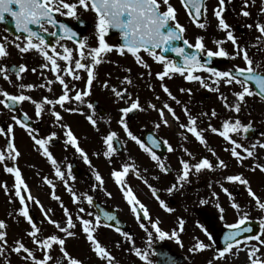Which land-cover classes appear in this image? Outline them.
<instances>
[{"label":"flooded vegetation","instance_id":"1","mask_svg":"<svg viewBox=\"0 0 264 264\" xmlns=\"http://www.w3.org/2000/svg\"><path fill=\"white\" fill-rule=\"evenodd\" d=\"M67 2H74V0H67ZM169 3L175 9L176 20L173 24L175 25L178 23L185 29L182 34L183 38L189 42V45L194 46L197 38L203 37L202 43L205 45L206 49L217 51L222 47L229 53V55L225 57H214L210 63H207V66L214 67L217 70H232L236 67L243 68L246 66L242 56L235 54L237 49L232 42L227 39V30H223L219 27L218 18L214 15L216 10H220L218 0H204V5L206 7H202L201 15L198 18L189 14L190 10L183 6V0H169ZM258 3L260 4L261 0H248L247 6L245 7L244 0H225L221 15L226 23L230 25V30L236 37L240 48L246 49L249 57L254 62L259 63L261 68H264V38L260 40L256 39L261 35L258 32L256 25L258 23L264 24V13L261 11L262 6L260 9L256 8ZM161 10H165L163 6ZM243 11H248L250 15L244 16L242 14ZM78 14L81 18L79 21L73 18L62 17L58 13L55 14L62 23H67L77 34V36L71 40L67 39L63 32L52 25H44V27L48 29L47 32H42L40 27L38 29V31H41V34L45 37V40L49 44L55 46L56 52L63 54L62 45L73 50V61L71 62L73 68L74 60L79 57L76 43L77 39H84L88 48L99 46L98 33L95 28L97 19L95 12L78 8ZM13 20L14 19L10 13H6L5 18L0 20V43L4 45L6 52V55L0 61V67L8 69V80L13 77L17 78L15 73H13L14 71L12 72L11 67L17 66L14 68L19 69L20 66L12 63L10 58L11 53L13 54L16 50H21L20 48H17L14 50L15 52H13V45L15 42L25 43V34L15 35L4 25L5 22L9 21L12 22V25H15ZM198 23H203L205 27L200 28ZM249 25H251V27H249ZM34 31H36V28ZM52 32H57V35L52 36ZM17 37H19V39H17ZM217 40L222 41V43L217 44ZM105 41L106 43L113 45V49L119 50L121 37L118 30H110L105 36ZM34 42L36 41L34 40ZM192 48L195 49L194 47ZM44 50L56 59L58 67L63 63L66 65L67 62L63 61L60 56H56L51 48H45ZM141 51L144 52L143 50ZM157 51L159 53L160 50ZM105 54L106 53L102 54V56ZM168 58L175 60L173 57ZM200 58L202 61H205L207 56L204 52H201ZM224 58L227 61H223ZM41 59V65L48 64L49 67L52 68L51 62L44 56L41 57ZM82 62L91 64V59L86 57V60ZM95 67L96 65L94 66L93 71L95 70ZM205 72L206 71L204 70H197L193 75H201ZM22 73H20V75ZM184 75L187 74L185 73ZM31 80V82L26 81L25 85L33 84L35 87L32 89L23 88L22 94L32 97L37 103H42L43 98L45 97L54 101L58 99L49 98L51 95H55V93H52L54 92V87L49 83V80H51L50 78L40 77V80L37 78ZM85 80V91L89 92V95L86 96L85 99L87 100L86 108L77 104L72 105L68 101L65 102L67 104H65L63 108L60 107L59 104L52 106L42 104V112L41 115L38 116L36 114L35 104L31 101H22L11 108L3 104L11 119L9 120V126H7L4 121L0 124V128L5 129V132L3 133L10 134L13 141L17 136L18 131L21 129L28 131L35 130L33 133L38 139L47 138L53 132L57 134V136L53 137L45 146L56 151L55 154L60 158L63 173L65 174V180H67V183L77 195V228H71L69 231L74 232L76 235L75 229H77L78 235L66 237V234L64 233H56L59 238H63L66 241L64 248L70 256L81 260L82 264H107L106 259L100 258L95 253L93 250L94 246L88 241L86 233L83 232L81 217L93 222L89 225L90 227H94L93 235L100 244L106 247L110 252L111 256L114 258V264H146L144 260L136 256V248H139L142 251H148L149 258L153 261V264H173V262L174 264H208L209 261H211V264H219L224 258H228L233 264V262L241 255L248 256V248L251 247V245L260 247L254 243L257 241L256 237H262L264 239V231L261 230V219H264L261 216V213L264 212L254 206L251 207V197H249L246 187L238 183L226 181V176L224 177L225 174L220 172L211 173L208 169L197 173L193 169L189 174L187 182H183L182 188L178 187V189L171 194L167 191L169 187L177 183L178 175L182 172L181 160L188 161L190 165L198 162H195L184 155L183 150L173 142L175 135L172 133H164L161 129L163 127L161 123L145 119L147 121V124H145V120L142 119L139 125H134L133 122L138 120L141 114V109L130 119L127 118L129 113L119 119H122L127 124L129 131H131L134 136L140 139L147 147H150L155 151L161 161H163L168 167V171H162L157 162L154 161L155 175H137L135 172H129L123 177V180L127 186L131 187L134 195L146 207L150 214V219H145L142 213L139 219L137 218V214L132 211V205H129L124 196V189L115 182L114 177L100 174L103 183L96 181L95 176L97 173L94 172L91 163L81 161V159L76 156V152L73 150L75 149V146L66 143L67 130L61 126L65 125L61 112L67 111L69 108H77L78 110L84 109L89 115L92 114L91 116L93 118H96L103 124H108L111 121L112 117L109 115L110 108L107 109L102 103L105 102V100L101 97H99V99L95 98V96H93L94 94L91 93L94 88L93 82L91 85H88L87 76ZM107 81L112 82L106 75L103 82ZM188 82L192 87H196L193 86V80L188 79ZM249 87L252 86L249 85ZM33 90L35 91L34 93ZM130 96L131 93L129 92L125 99L119 100L124 101ZM209 96L210 95L207 92H202L200 88L193 89L192 97L195 100L207 102ZM5 99L6 98L2 100ZM96 101L99 102L101 109L95 107ZM89 103L93 105V108L88 107ZM53 112L60 113L61 119L59 121L56 120ZM68 112L75 115V117L77 116L75 112ZM21 113H24L27 117V123L23 121ZM13 117L16 119L14 120ZM224 119L234 122L239 118H228V116L225 115ZM16 120H20L23 123H17ZM23 124H27L28 127H24ZM132 124L136 128L135 131L138 132L141 129L139 137L130 127ZM242 125H250L251 128V137L249 138L246 137V132H243V130L239 132L245 142L254 143L259 140L260 143L264 144L262 141V139H264V100L259 96H251V123ZM9 128H11L10 132L7 131ZM74 133L75 132H73V134ZM237 134L238 133H235L236 136ZM150 137H155L160 141L159 147L152 144ZM123 141L124 140L121 139L124 151L122 153L114 152L117 157H120V155L124 153L126 154L125 142ZM8 144H12L11 139L6 140V151L8 150ZM48 144L53 147V149ZM57 146L58 149H55L54 147ZM169 146H171V151H169ZM72 147L73 149H71ZM228 147L222 145V148L226 149ZM85 149L86 148L84 147V150ZM122 158L123 157L120 159L123 160ZM234 160L236 162L238 161V159ZM251 160L248 159L249 162H251ZM5 165L9 167H19V163L17 164L15 161L11 162V160L7 159L4 162H0V167L3 170L1 172L2 176L5 179H8L9 176H14L15 178V174L5 171ZM221 177L224 178L222 181L223 187L227 188L232 194L231 199L227 193H219V190L215 187V185L219 183L218 181H221ZM8 180L11 181V179ZM211 180L213 181L212 183H210ZM145 181H147V183H145ZM149 185H151L152 188H155L159 198L164 200L167 207L173 209V211L169 212L161 206L156 197L153 196L152 188H150ZM89 195L93 197L92 204L87 203L86 197ZM72 200L74 201L73 195ZM233 203L239 204L240 208L248 213L247 221H255L259 223V231L252 237L248 236L243 239H241L240 236L237 237L241 242L239 250L234 245L230 252L225 254L224 258L214 259V257L218 255V252L225 246L224 235L230 230L227 225L235 224L240 219L241 213L232 207ZM97 206L102 209V212L98 211ZM81 208L84 209V212H80ZM251 208L254 210L253 216H251ZM105 212L112 214L116 219L112 221L107 220L103 215ZM97 214L101 216L99 226L95 225V216ZM181 219L184 221L182 230L180 228ZM157 220L159 221L158 227L162 231L169 233V236L163 240L159 239L155 229L152 228V223ZM141 224H144L145 227L142 228L140 226ZM117 227L121 229L120 232L115 230ZM145 228L147 231H145ZM173 231L177 232L179 242L175 237L171 236ZM125 232L129 234L131 239L123 235ZM148 232L152 233L151 247H149ZM41 236V240L47 238L44 234ZM215 237L217 238V241L214 239ZM249 237H251V239H246ZM198 241L203 242L205 245H209V247L198 252L192 251ZM260 248L264 253V247ZM42 249L43 248L41 247V252ZM48 251H50L49 254L53 257L62 255L58 244H53V248ZM42 258L43 253L41 254V259ZM35 260L37 259L35 258ZM261 261H264V257ZM32 264H35V261H33ZM49 264H54V261L49 262ZM65 264H67V261H65Z\"/></svg>","mask_w":264,"mask_h":264},{"label":"snow or ice","instance_id":"2","mask_svg":"<svg viewBox=\"0 0 264 264\" xmlns=\"http://www.w3.org/2000/svg\"><path fill=\"white\" fill-rule=\"evenodd\" d=\"M245 7L247 6L248 0H244ZM225 4V0H218V5L220 10H216L214 15L218 18L219 27L223 30H227V39L232 42L234 47L237 49L236 55L242 56L243 60L245 61L246 66L243 68L236 67L233 70H217L214 67L207 66V62L202 61L200 58V53L204 52L208 58L212 57H225L228 56L229 53L225 51L224 48H219L217 51H213L211 49H206L205 45L202 43L203 37L197 38L195 45H189V47H194L196 51L188 52L184 48L179 46H173V42L176 40L183 39L182 33L185 29L180 26L178 23L175 25L173 22L176 20L175 16V9L169 3V0H74V2H67V0H0V20L5 18L6 13H10L14 19L15 27L18 32H22L25 35V46L21 47L20 44L16 46L21 49L23 52H28L29 50H37L42 53V55L51 62V67L53 71H60L56 59L53 58L52 55H49L45 48H51L53 53L56 56H60L63 61L67 62L66 67L63 69L69 76H72L74 80H79L81 77L79 74H74L75 70H84L87 73V84L91 85L94 79V66L101 63L102 54L108 53L112 51L113 45L106 43L105 36L110 30H118L119 35L121 37L122 42L119 45V52L124 54L125 51L127 53L132 54L136 61L142 64L144 67H148L146 63L141 59L139 53L141 50L146 52L149 56L153 57L157 62H164V71L158 73L160 79H163L169 72L179 73L181 75L187 74L186 78L193 81H198L202 84L205 88H210L211 85L206 83L204 79H202L199 75H193V73L197 70H204L209 73V79L214 80L215 83H219L222 79L225 84L231 85L233 83L239 84L242 90L238 93H235L237 97V103L234 105H229L227 103L226 98L221 97L225 101V106L234 110L235 112L240 111V102L245 100V96H253L257 95L262 100H264V68H261L259 63L254 62L248 55L246 49L240 48L236 37L234 36L233 32L230 30V25L226 23L225 19L222 17L221 13L223 11V5ZM15 6V7H14ZM162 6L165 10H161ZM183 6L186 9H189L190 15L198 18L201 15L202 7H206L204 5V0H183ZM78 8L82 10H92L96 14V23L95 28L98 33V45L97 47L88 48L84 39H77V51L79 53V57L74 60V68L71 66V62L73 61L72 56V49L67 48L66 46L63 47V54L56 52L55 46L49 44L45 37L41 34V31H34L31 25H37L41 28L42 32H47L48 29L44 27L45 24L52 25L57 27L61 32L64 33V36L71 40L77 36V34L72 30V28L67 23H62L60 19L55 15L58 13L62 17L73 18L76 20H80V16L78 14ZM261 11L264 12V6H262ZM242 14L244 16H249L250 13L248 11H243ZM200 28H204L205 25L203 23H198ZM251 27V25H249ZM256 28L258 32L261 34L256 39L260 40L264 38V24H257ZM52 36H56L57 32H52ZM64 38V37H62ZM19 39V37H17ZM34 40L36 42H34ZM185 44L189 42L187 40L183 41ZM217 44H221L222 41L217 40ZM171 50L172 52L177 53L180 57H182L181 62L177 63L175 60H171L168 57L163 55V52L166 50ZM157 50H160L159 53ZM6 55L5 47L2 43H0V57H4ZM87 58L91 59V64L87 62H82ZM42 67L47 68L49 67L48 64L42 65ZM27 70L26 65H20L18 71H16L15 75L17 78L20 77V73L25 72ZM35 72V69H32ZM130 71V69H129ZM0 74L4 75V78L8 79V74L6 68L0 67ZM56 80L62 85L63 94L58 97L57 100H52L48 98H43L42 103H37L32 97L19 94V95H10L7 91H3L2 95L5 97V100H0V104H5L7 107H12L22 101H31L35 104L36 114L39 116L42 112V104L47 105H55L59 104L60 107H64L65 102L71 99L79 101L80 103H84V97L89 95L88 91H76L74 97H70L68 95L70 89L68 85L65 83V80L60 76L57 75ZM125 82L131 84L132 81L129 77H125ZM51 83V82H49ZM251 85L252 87H249ZM19 88H29L32 89L35 86L33 84L24 85L20 83ZM163 90L168 93L169 96L173 100L176 98L171 95L169 89L166 86H163ZM218 91V88L215 89ZM181 91H188L189 94L191 93L190 89H181ZM124 92L126 93L127 90L125 89ZM116 96L122 97L121 91L115 92ZM123 98V97H122ZM10 102V103H8ZM89 108H93L91 103L88 104ZM155 108V105H152ZM140 104L137 101L133 102L130 107H126L121 109L122 113L125 115L132 112L133 110L139 109ZM167 109L168 112L176 119L179 120V117L176 116L175 111L167 104L164 105V108L159 109V114L161 118L164 117V110ZM70 112L78 111L77 108H69ZM184 112L188 118V124H180L182 129H186L188 133H192L195 138L201 143H206L205 137L202 135L203 130H198L197 128V118L189 112L188 108H184ZM53 115L56 117V120L59 121L61 119V115L59 112H53ZM207 115V114H205ZM217 113L212 111L211 116H216ZM88 120L95 126L96 121L93 119L91 115H89ZM15 120L16 118L13 117ZM17 123H23L20 120H16ZM123 124L127 135L131 137L132 140L136 141L140 147L147 153L151 155V159L156 161L160 169L164 172L168 171V167L166 164L161 161L160 157L157 156L155 151H153L150 147H146L145 144L137 139L131 131H128V126L126 123L121 121ZM163 123L168 125V121L163 119ZM24 127H28L27 124H23ZM63 128L67 129L66 136L67 144H71L75 146L77 152L81 153L83 159L86 162L88 160L87 154L84 152V149L79 147L78 138L73 134L70 126L68 125H61ZM209 129L213 133H217L224 137L225 139L229 140L230 143L233 145L231 148V155L236 157L238 161L244 159L241 152L237 151L238 148L243 149V153L246 154L247 157H252L254 155V149L256 145H252V149L248 147H243L240 145L236 140L232 139L229 133H239L241 130L243 132H248L250 125L244 126L241 124L239 119L233 121L224 120L223 121V130H219L209 124ZM7 131H11V128L7 129ZM35 130L30 131V135L34 140L35 144L40 146L43 149L44 154L51 160L52 164L56 166V176L60 177L61 180L64 181L65 185H67V180H65V174L60 171L58 162L52 157L51 152H49L48 148L45 146L53 137L56 136V133L53 132L47 138L38 139L32 133ZM5 132V129L0 128V133ZM117 138L116 132H110L107 136H105L104 143L107 145V151L104 153L105 156H111L117 149L114 147V139ZM152 140V144L159 147L160 141L155 137H150ZM167 143V142H165ZM264 147V145H260ZM171 146H169V151H171ZM187 152V149H185ZM20 155L19 151L14 147L13 144H8V151L5 154L4 151H0V162H4L7 160H15ZM188 155L191 156L192 154L188 152ZM182 164V172L178 175L177 183L173 184L171 187L167 189V191L171 194L178 187H183V182H187L190 172L194 169L195 172L199 173L202 170L206 169H213L214 167L219 168H226L227 165L224 160H219L217 165H213L207 158H202L198 163L190 165L188 161L181 160ZM70 167V166H69ZM134 165L125 164L122 166V170L117 171L114 170L111 175L115 178V182L124 189V196L129 203L132 205V211L137 214V218L139 219L141 213L145 219H150V214L146 207L143 205L142 202L134 195L133 190L130 186H127L123 180V177L129 173L130 170L134 169ZM261 171H264V165H257ZM5 171L8 173L15 174V195L20 198L21 205H24L19 209V214L25 217L30 224L31 231L28 233L30 237L33 238L34 242L40 245L43 249V258L39 260H35V256L32 250L25 246L24 243L17 240L15 241V247L12 249L16 253H25V259H32L35 261V264H49V262L54 261V264H82V261L73 258L69 255V253L65 250V240L63 238H59L57 235H49L46 239L40 240L37 237V233L41 231V229L33 222V218L29 214L28 207L25 205V198L21 196V187L26 188L27 185L21 178V172L18 167L12 166L9 167L5 165ZM139 175V173H137ZM47 183L52 184L51 180H48L47 177L44 178ZM96 181L103 183L102 177L97 172L95 176ZM225 180L228 182L238 183L240 185H244L248 192L249 197H251L255 201V205L260 210H264V201L261 200L260 197L252 190L250 186V182L243 178L242 175H228L225 177ZM147 183V181H145ZM55 187V185H53ZM152 188L151 185H149ZM222 190L229 195V198H232V194L229 192L227 188H223ZM7 189V186L5 185ZM69 192L72 193L73 199H76V193L71 189H67ZM153 196L159 201L162 207H164L167 211L171 212L173 209L167 207L164 200L159 198L155 188H152ZM110 195V193H109ZM55 199L59 200V197L54 196ZM28 199L34 200L35 203H39L38 200H35L34 197L29 196ZM87 203H93V197L87 196ZM203 203V201H202ZM138 206V208H137ZM232 207L235 208L239 213H241L240 219L235 224H229L227 227L230 229L224 235L225 246L222 250L218 252V255L214 257L216 258H224L226 253H229L230 250L234 247V245L239 250L240 241L237 237L240 236L242 231H251L250 227H241L244 225L248 219V213L243 211L240 208V205L237 203H233ZM67 213V209H64ZM80 212H84V209L81 208ZM11 215V214H10ZM48 213L45 212V216ZM107 220L112 221L115 220L116 217L110 213L105 212L103 214ZM82 225H83V232L86 233L87 239L91 244L94 246L93 250L95 253L103 259L107 260V264H114V258L111 256L110 252L106 249V247L102 246L100 242L94 237V227H90L93 222L88 219L80 218ZM49 222L53 224L61 233H66L67 236L71 237L75 235L74 232L69 231V229L74 228L75 224L73 223L72 216L70 214L67 215V226L62 227L59 222L55 220H51L49 218ZM101 222V216L97 214L95 216V225L99 226ZM159 221L152 223V228L155 229L156 233L158 234L159 239L163 240L169 236L168 232L162 231L158 227ZM184 221L180 220V228L182 230ZM111 226V225H110ZM144 228V224L140 225ZM6 225L4 220H0V255H3L5 248L7 247L6 243V233L4 231ZM117 232H120V228H115ZM261 230L264 231V219H261ZM145 231L147 229L145 228ZM123 235L129 239L131 237L127 232L123 233ZM172 237H175L179 242V237L176 231L171 233ZM251 239V237L246 238ZM259 241V246L264 247V239L260 237H256ZM148 241L149 247H151L152 241V233L148 232ZM53 244H58L61 251V256L53 257L49 254L50 249L53 248ZM209 245H205L203 242H197L195 247L192 251L198 252ZM259 252V247L251 246L248 248V257L250 260V264H264V261H261L257 257V253ZM136 256L140 257L142 260L146 262V264H153V261L149 258L148 251H142L139 248L135 249ZM255 257V258H254ZM174 264V262H173ZM211 264V261L208 262Z\"/></svg>","mask_w":264,"mask_h":264},{"label":"rangeland","instance_id":"3","mask_svg":"<svg viewBox=\"0 0 264 264\" xmlns=\"http://www.w3.org/2000/svg\"><path fill=\"white\" fill-rule=\"evenodd\" d=\"M261 6H264V0H261V3H258L256 8L260 9ZM17 44H20L21 47L25 46V43L15 42L13 45V52L18 48L16 46ZM139 55L148 67H144L142 64L138 63L132 54L126 51L124 54H121L119 50L115 49H112V51L102 56L101 63L95 67L93 79L95 89L91 88V93L94 94L93 96H95V98L99 99V97H101L105 100V102L102 103L107 109L110 108L109 115L112 119L108 124L100 123L96 118H93L96 121L94 126L88 120L87 117L89 114L84 109L76 111V117L69 113V110L61 112L65 124L70 126L72 132H75L74 135L78 138L79 146L82 149H84V147L86 148L84 152L87 154L94 172L113 177L111 173L114 170L120 171L123 165L129 164L135 166L134 169L129 172H135L141 175L146 174L148 176L156 174L154 171V160L151 159V155L145 152L136 141L132 140L131 137L127 135L121 123L122 119H119L123 118L125 115L122 113L121 109L130 107L133 102L138 100L141 114L138 120L133 122L134 125H139L142 119L161 123L163 125L161 129L164 133H172L175 135L173 142L183 150L186 157L195 162H199L202 158H207L214 166L217 165L219 160H224L227 165L226 168L214 167L213 169H208V171L211 173L220 172L225 174L224 177L228 175H242L243 178L250 182V186L257 196L264 201V171H261L260 168L257 167V165H264V147L260 146L264 144L260 143L259 140L254 143L245 142L244 138L240 136V133H238L237 136L235 133H229V135L233 137L231 138L236 140L243 147L252 149V145H256V147L252 149L254 151L252 157H247L246 154L243 153V149L238 148L237 151L241 152L245 159L236 162L234 159L237 158L231 155V148L233 145L230 141L221 137L218 132L213 133L208 127L209 124H211L213 127L223 130L225 115H227L228 118L238 117L242 124L251 123V97L245 96V100L240 102V111L237 113L226 107L225 101L221 97L226 98L229 105L236 104L238 101L235 93L242 90L239 84L233 83L228 85L225 84L222 79L217 84L214 80L209 79L210 74L207 72L199 76H201L206 83L211 85L210 88L203 87L198 81H194L193 86L196 87H192L186 78L187 75H181L175 72H169L163 79H160L157 74L164 71V62H157L153 57L142 51ZM41 57H43L42 53L37 50H29L28 52L16 50L15 53H11L10 58L12 63L16 65H26L27 70L23 72L19 78L13 77L10 80L7 79L8 82L4 78V75L0 74V100L5 98L2 95L3 91H7L10 95H19L23 93V89L18 86L20 83L25 85L26 81L31 82V79L35 78L40 80V77H48L51 79L49 82H51L54 87V92L50 91L58 96L51 95L49 98L57 99L63 94L62 85L56 80L57 75H60L68 85L70 89L68 95L70 97H74L76 91L84 92L86 90V71L75 70L74 74H79L81 78L79 80H74L72 76H69L63 71L66 67L64 63L59 66L60 71H53L50 67H42L40 64V61H42ZM2 58L3 57H0V61ZM32 69L36 71L33 72ZM6 71L8 73L7 68ZM106 75L112 82H103ZM125 77H129L132 83L129 84L125 82ZM163 86L169 89L171 95L176 98L175 100L163 90ZM194 88H200L202 92H207L210 95L207 102H201L192 97ZM217 88L218 91L215 90ZM125 89L131 93V96L124 101H120L115 92H123ZM181 89H190L191 93L189 94L188 91H181ZM34 92L33 90V93ZM83 99L84 103H80L74 99L68 102L72 105L77 104L86 108V97ZM165 104L169 105L175 111L179 120H176L168 110L165 109L163 119L168 121V125L163 123V119L158 110L164 108ZM152 105H155V108H153ZM185 107L188 108L191 115L197 118L196 126L198 130H203L202 135L205 137L206 143L201 144L192 133H188L186 129L180 127L182 123L188 124V118L184 112ZM212 111H215L217 115L214 117L211 116ZM10 119L11 117L4 108V105L0 104V124L4 121L7 126H9ZM133 124L130 125V127L139 137L141 129L138 132L135 131L136 128ZM145 124H147L146 120ZM107 128L109 133L116 132L118 137H122L121 139L125 142L126 154L124 153L120 155V157H117L115 155L116 153H112L111 156L104 155L108 150L103 139L108 135ZM29 133L30 131L25 129L19 130L14 141L10 137V134L0 133V151H4L5 154L7 153L8 150L6 151L5 148L6 140L11 139L12 144L20 153V155L15 160H11V162L15 161V163H19L18 168L21 172V178L27 185L25 189L28 197L32 196L35 200L39 201V203H35L34 200L29 199V205L34 208L35 213L42 222V225L39 227L41 231L37 233L38 239L41 240L42 234L48 237L49 235H56V233L60 232L59 229L49 222V218L59 222L62 227H66L67 215L70 214L77 228V205L76 199L73 201L72 194L67 190L71 188L70 185L68 183L65 185L64 181L56 176V166H54L51 160L44 154L43 149L35 144ZM32 134L35 135L34 133ZM138 140L141 141L140 139ZM262 141L264 142V139H262ZM222 145L229 147L225 149L222 148ZM46 147L49 152H51L52 157L58 162L60 171L63 173L60 158L55 154L56 151L51 150L48 146ZM51 148L53 149V147ZM54 148L58 149V146ZM71 149H73V147ZM185 149H187V152ZM73 150H75L76 156H78L81 161L86 162L81 153L77 152L76 149ZM188 152L192 155L189 156ZM121 157H123V160L120 159ZM248 159H252L251 162H249ZM2 171L0 167V220L5 221L6 227L4 231L6 233L5 239L7 247L3 255H0V264H32L34 260H26L25 253H16L12 250L16 246L15 241L19 240L24 243L26 247L33 251L37 260L41 259L43 249L41 252V246L35 243L33 238L28 235L31 231L30 224L25 217L19 214V209L24 205H21L20 198L15 195L16 179L14 176H9L8 179H11V181L5 179L1 174ZM45 177L51 180L52 184L47 183L44 179ZM223 179L224 178L221 177V181H218L219 183L215 185L219 193H224L221 187L223 186ZM212 182L211 180L210 183ZM53 185H55V187H53ZM54 196L59 197V200L55 199ZM252 206L256 207L255 201L251 198V207ZM64 209H67V213ZM45 212L48 213L47 216H45ZM262 212H264V210H262ZM253 215L254 210L251 208V216ZM261 216L264 218V213H261ZM75 231V236H77V229H75ZM260 238L263 239L262 237ZM254 244L259 245V241H255ZM257 257L263 260L264 253L260 247ZM219 264L232 263L228 258H224ZM233 264H250V260L248 256L241 255Z\"/></svg>","mask_w":264,"mask_h":264},{"label":"water","instance_id":"4","mask_svg":"<svg viewBox=\"0 0 264 264\" xmlns=\"http://www.w3.org/2000/svg\"><path fill=\"white\" fill-rule=\"evenodd\" d=\"M13 22H14V20H13ZM1 23H2V22H1ZM4 25L8 28V30H9L11 33H13V34H15V35L24 34V33H22V32H18V31L16 30L15 25H14V24L12 25V22H11V21H9V22H5ZM31 27L33 28V25H31ZM34 28H35V27H34ZM36 31H38V29H36ZM25 35H26V34H25ZM181 35H182V34H181ZM183 41H184V39L176 40V41L173 42V44H174V46H179V47L184 48V49H185L186 51H188V52H193L194 49H192L191 47H189V45H188V44H185ZM121 42H122V40H121ZM163 55H165V56H169V55L174 56L175 59H176V62H177V63L181 62V60H182V57H180L177 53L172 52L171 50H166V51H164V52H163ZM212 59H213V58H208V57H207V60H208V61H211ZM207 60H206V61H207ZM11 70L14 71V72H15V70L18 71V69H17V68H14V67H12ZM15 73H16V72H15ZM125 95H126V94H124L122 97H124ZM95 106L98 108V107H99V104H98V103H95ZM138 111H139V109H136V110H133L132 112H130V113H129V116H128V119H130L131 117H133L134 115H136ZM21 117H22L23 121H24L25 123H27V121H26V120H27V119H26L27 117H26L25 115H23V114H21ZM246 137H248V138L251 137V128H249V131L246 132ZM147 141H148V140H147ZM114 145H115V148L117 149L118 152H122V151H123V146H122V144H121V141H120L118 138H115V139H114ZM21 191H22L23 197L25 198L26 205H28L27 194H26V192H25V190H24L23 187H21ZM102 206H103V205H102ZM27 207H28V206H27ZM97 209H98L99 212H102V209H100L99 207H97ZM28 210H29V214H30V216L33 218V222L36 223L37 226H40L41 223L39 222V220H38L37 216L35 215L33 209L28 207ZM251 224H252V222H251ZM242 227H248L247 223H245ZM240 234H243V231H242ZM253 234H254V232L251 233V235H253ZM165 264H166V263H165Z\"/></svg>","mask_w":264,"mask_h":264}]
</instances>
